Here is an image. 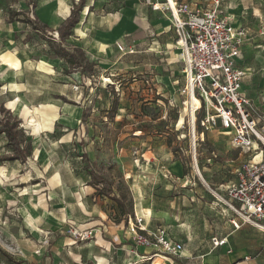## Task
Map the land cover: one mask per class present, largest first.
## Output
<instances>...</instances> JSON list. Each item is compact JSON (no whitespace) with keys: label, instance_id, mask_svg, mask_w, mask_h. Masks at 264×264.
<instances>
[{"label":"crops","instance_id":"1","mask_svg":"<svg viewBox=\"0 0 264 264\" xmlns=\"http://www.w3.org/2000/svg\"><path fill=\"white\" fill-rule=\"evenodd\" d=\"M2 1L4 6L0 7V48L4 49L5 55L3 57V52L1 56L3 58H0V72L5 70L4 75L8 73L12 75L13 71L20 87L19 90L6 91L8 101L17 96L20 97L14 110L21 113L26 125L32 128V124L37 120L45 125L41 131L32 128L35 133H30L28 136L32 141V154L25 162L8 160L15 163V169L11 176L8 175V180L16 181V183L24 182L23 187L30 191L27 194L19 193L30 196L24 197L23 203L17 207V210L23 218L25 217L23 230H30L36 237V242L41 241L40 252L37 255L38 262L40 264H150L149 258L157 250L154 247L135 246L130 238L128 222L125 223L119 214L115 215L113 201L99 193L103 184L91 181L90 175L84 169V162L81 161V154L86 151L90 165L95 169V150L92 144L86 142L87 139L92 141L90 135L93 134H88L87 138L83 136L86 145H80L78 141H81V138L75 135L79 132V129L78 131L75 129L81 121L82 106L80 104L83 103L78 100L82 92L73 90V85H80L82 78H85L84 75L77 68H73L68 73V65L63 58L54 55L45 47L48 45L45 39L48 36L44 34L43 38L41 36L39 38L38 34L30 32L35 30L30 22L31 16L38 23V19L46 23L52 32L57 31L78 1L73 4V0H63L64 4H62L61 0H32L31 10L27 0L19 1L23 5L21 7H13L10 0ZM180 1L189 3L196 1L212 6L209 0ZM250 1L221 0L219 8L221 13L231 18L233 26L240 29L243 28L244 19L248 15ZM64 6H68L67 13L64 12ZM11 12H19L13 20L9 19ZM171 30L174 28L171 26L169 14L161 9H152L145 0H85L80 11L79 22L72 29L66 42L70 46L83 48L88 60L96 63L93 75L88 76L94 80L100 76L99 74H113L116 70L121 72V64L130 57H139L140 54L156 55L159 41L163 42L164 37ZM26 36L27 39H25ZM36 39L41 42L38 48L33 47L30 52L23 51L25 43L34 46ZM117 43L126 50L134 48V52L133 50L119 52ZM168 44L169 42L162 43L164 46ZM20 50L22 52H19ZM33 52L37 53V59L34 62L31 60ZM5 58L6 61H4ZM237 64L245 71L241 89L253 102L249 96L251 81L248 80L249 73L245 70L250 68L242 63L240 55ZM176 67L177 64L174 62L161 68L152 64L150 71L145 73L138 71L137 74H151V81H156L163 90L167 89L171 93L170 97L174 93L179 97L178 88L182 82L179 86L176 84L174 86L173 83L178 81L172 82L171 76L175 71H179L182 76V63L180 69L178 67L177 70ZM28 76L33 80H30ZM0 82L1 88L8 83L1 77ZM30 94H35L37 97H30ZM85 94L86 92L81 98L85 97ZM34 104H41L39 111L42 113L39 117L35 114V109L31 107ZM49 104L52 105L51 109L48 108ZM5 107L9 108V106ZM25 111L27 115H23ZM98 113L99 111L93 115ZM258 126H264L260 118ZM55 128L59 131L72 128L73 133L54 137L52 132ZM42 133L45 137H42ZM141 133L136 131L132 135L140 137ZM0 138L4 143L3 148L11 153L5 145L4 136L0 135ZM51 142L54 145L52 148ZM64 143L69 144V149L72 151V155H69L71 159H64ZM144 144V142L140 146L132 144L127 153L124 146H119L114 158V162L118 159L122 162L123 157L130 159L132 167L122 169L124 179L138 189L140 185L138 194H133V214L143 216V223L147 230L158 226L163 227L169 238L181 242L184 246L178 254L157 255L153 264H264V233L249 224L234 228L230 223L231 213L225 209L224 205L216 204V199L210 191V188L214 189L222 197H226V186L236 180L235 168L241 161L239 155L224 160V168L228 167L234 173L232 179L220 182L215 187L207 184L208 190L214 197L209 206L221 216V222L205 226L199 234L193 231L184 233L183 223L177 225L180 227L179 231L173 229V222H176L178 216L169 208L168 205L171 202L161 196L165 194L160 190H154V186L166 182L167 189L171 190L175 189V184H178L193 193H198L202 186L196 187V182L191 181L190 173H184L180 161L175 160L179 163V173L171 169L172 163L175 162L172 152L156 157L149 147L143 148ZM135 147L140 150L144 158L150 159L151 162L136 167L132 157V149ZM212 161H206V163L211 164ZM3 169L5 167L1 168V172ZM202 169L205 171L206 167ZM165 170L172 174L171 178L164 177ZM150 192L151 195L146 196ZM139 193H142L145 198ZM187 197L190 201L194 200L190 194H187ZM141 199L150 201V211ZM204 203L208 205L207 202ZM23 206H25V215L20 211V207ZM183 216H186L184 212ZM72 227L81 230L92 228L93 236L86 240L76 239L70 233ZM185 229L188 230V228ZM212 237L225 238L226 241L214 247L211 242Z\"/></svg>","mask_w":264,"mask_h":264},{"label":"rangeland","instance_id":"2","mask_svg":"<svg viewBox=\"0 0 264 264\" xmlns=\"http://www.w3.org/2000/svg\"><path fill=\"white\" fill-rule=\"evenodd\" d=\"M19 1L21 0H10V3L13 7L23 6ZM76 1L78 0H73L72 3L74 4ZM3 6V1L0 0V7ZM248 6L249 12L243 24L244 33L240 37V60L244 65L250 68L245 69L247 73H249L248 80L251 81L249 82L251 84L249 96L253 101L252 105L255 110V115L260 118V122L263 124L264 0H251ZM38 21L40 26L47 29L48 32H52L46 23L39 19ZM47 30L45 33L37 30H32L30 32L38 34L37 36H39V38L40 36L43 38L44 34L49 35ZM27 36L25 39H27ZM178 39L179 37L175 29L169 31L164 37L163 42L159 41L160 45L156 47V55L140 54L139 57H130L121 64V72L116 70L113 74H99L100 76L96 77L94 80L93 78H88L87 74H83L85 78H82L80 85L76 84L78 86L77 88H73V90L82 92L79 94L78 100L83 103L80 104L82 106L81 121L75 129L76 131L79 129V132L75 135L81 138V141H78L80 145H86L83 136L87 138L86 136H88V134H93L90 135L92 141L87 139L86 142L92 144L95 150V170L103 174L107 179L112 180L115 186H119L126 192L132 203L133 194H138L137 190L140 189V185L138 189L134 184L124 179L122 169L132 167L129 158L123 157L121 159L122 162H119V159H116L117 161L114 162L119 146H124L125 153H127V150L132 144L140 146V144L144 142L143 148L146 149L149 147L156 157L166 152H172L174 161H180L184 173L189 172L191 181L196 182V187L202 186V188L199 189L198 193H193L175 184V189L169 190L165 182V184L159 186L155 185L154 190L163 192L165 195L161 196H164V198H167L171 202L168 206L171 211L178 216L176 222H173L174 230L179 231L180 227L177 225L183 223L184 233L193 231L199 234L201 230H204L205 226L208 227L222 220L221 216L217 215L215 209L209 206V203L214 197L208 190L207 184L210 187H215L220 182L232 179L234 173L231 172L232 169H228V167L224 168V160L230 157L235 158L238 155L240 157L239 160H244L247 159V153L240 151V149L238 150V148L232 145L230 136L224 129L219 126H209L204 131V141L200 140V137H198V141L196 142V166L191 148V130L186 117H183L179 104V97L176 93L172 94L173 96L170 97L169 95L171 93L168 92L167 89L163 90L159 86L160 84H156V81H151V74H137L138 71H143L144 73L145 71H150L152 64L161 68L167 67L171 62H174L177 64L176 69L178 70V67L180 69L182 52L176 44ZM166 42H169V44L165 46L162 45V43ZM34 43V46H31L30 43H25L23 51L26 50V52H30L31 48H38L41 42L36 39ZM47 46L48 45L45 47L50 50ZM131 49L133 50L132 52H134V48ZM118 51L128 52L130 49H124V51L118 49ZM3 52L4 49L0 48V54ZM19 52L22 51L20 50ZM4 55L5 52L3 57ZM1 56L0 58H3ZM36 59L37 53L32 54V62ZM4 61H6V58ZM146 63L148 65H144ZM4 71H2V73L0 72V77L7 80L8 83L4 84L1 88L0 102H3L5 106H9V108L12 109L11 111L20 118L22 122L20 127L26 137H28L30 133H35L32 128L36 131H41L38 125L41 121L37 120L32 124L33 127L31 128L24 123L21 113L18 110H14L16 104L20 101L19 96L8 101L9 98L6 91L19 90L20 87L15 80L14 72L12 71V75H9V73L4 75ZM172 71L173 70H171V72ZM28 77L30 80H33L30 76ZM103 78H107L110 81H105ZM146 78L147 80H145ZM171 80L172 82L177 80L178 83H173V85L175 86L176 84L179 86L182 82L180 72H172ZM116 81L121 82L122 85L117 87ZM13 83L18 85L16 89L10 87ZM74 86L75 85H73V87ZM156 91H158V93H156ZM84 92H86V94L83 99L81 97ZM29 96L33 98L37 97L35 94H30ZM170 100H172L171 104ZM40 105L41 104L30 105L35 109V114L38 117L40 115ZM48 108L51 109L52 105L49 104ZM98 111V114L93 115V113ZM23 115H27V111L23 112ZM157 129H161V132H158ZM200 129H202V127L197 128L198 131ZM71 131L72 128L62 131L55 128L52 135L54 137H56V135H64V133L71 135L73 133ZM136 131L142 132L140 137L132 135ZM42 137H45L43 133ZM134 138L139 139L136 140ZM71 140L73 141V138ZM3 144L0 138V156L11 155L10 152L3 148ZM50 145L51 148L54 146L52 142ZM212 150L216 151L219 157L212 161L211 164H207L206 158ZM64 151V159H71L69 155H72V151L69 149L68 143H64ZM14 166L15 163L9 162L8 160L0 163V264H40V262H38L39 257L37 256L40 250L37 253L36 250L40 249L39 245L41 241L37 239L38 241L36 242V237L30 230H23L24 227L22 226L25 217L23 218L17 210V207L21 206V203H23L24 197L30 196L20 194H27L30 191L23 187V185H25L24 182L16 183V181L11 182L8 180V175L11 176L13 169H15ZM2 167H5V169L1 172ZM35 167L36 166H34V168ZM202 167H206V169H204L205 171H203ZM171 169L179 173V163L177 161L173 162ZM35 188H37V186H35ZM139 194L144 197L142 193ZM149 194L151 195V192L147 193L146 196H149ZM187 194H190L194 200L190 201ZM154 195H156L155 192ZM145 200L141 199L146 205L147 210L150 211V201L147 200V202H149L147 203ZM204 202H207L208 205ZM24 207L25 206L20 207L22 214L25 212ZM183 212L186 216H183ZM185 228H188V230ZM5 254L9 256V259Z\"/></svg>","mask_w":264,"mask_h":264},{"label":"built area","instance_id":"3","mask_svg":"<svg viewBox=\"0 0 264 264\" xmlns=\"http://www.w3.org/2000/svg\"><path fill=\"white\" fill-rule=\"evenodd\" d=\"M145 1L152 9H161L169 14L171 26L179 37L177 42H180L182 50L179 104L190 126L195 165L198 137L203 140L204 131L209 126L224 129L232 145L247 153V159L241 160L235 168L236 180L226 186V197L214 189L210 188V191L216 204L224 205L231 213L230 223L234 228L249 224L264 233V126H258L259 118L255 115L252 102L241 89L245 71L238 66L237 59L241 53L240 37L244 29L235 28L231 18L221 13V0H209L212 6L196 1ZM52 34L58 39L57 31ZM117 48L124 51L118 43ZM121 85L116 81L117 87ZM195 100H198V105ZM198 127L202 129L198 131ZM217 156L212 150L206 161L210 162ZM132 157L136 167L151 162L136 147L132 149ZM163 175L166 178L172 176L168 170ZM128 230L135 246L157 250L149 258L150 264L157 255H175L184 247L181 242L169 238L163 227L147 230L142 215H128ZM70 233L76 239L86 240L93 236V229L72 227ZM225 241V238H211L214 247Z\"/></svg>","mask_w":264,"mask_h":264},{"label":"trees","instance_id":"4","mask_svg":"<svg viewBox=\"0 0 264 264\" xmlns=\"http://www.w3.org/2000/svg\"><path fill=\"white\" fill-rule=\"evenodd\" d=\"M29 8L33 7L32 0H27ZM85 4V0H78L70 11L69 16L64 22L57 28L58 39H55L52 32H49L48 37L45 38L49 45L50 51L63 58L67 63V72H71L73 68H77L82 74L88 76L93 75L94 67L96 63L88 60L85 51L79 46H70L66 39L71 35L72 29L79 22L80 11ZM19 12L9 13V19L13 20L15 15ZM30 16V14H29ZM32 28L42 33H45L44 29L34 17H30ZM0 82V88H1ZM21 120L14 114L9 108H6L3 102H0V135L5 138V145L11 151V155L0 156V161L4 160H20L25 162L32 154V141L24 135L22 128L20 127ZM162 123V121H161ZM161 132V129H157ZM82 161L84 162V169L91 177V181L95 183H102L103 187L99 190V193L110 198L116 209L115 215H120L125 223L128 222V215L133 214V203L119 186H115L112 180L107 179L103 174L97 172L91 165L86 151L81 154ZM116 217V216H115ZM4 253V252H3ZM9 259V256L5 254Z\"/></svg>","mask_w":264,"mask_h":264},{"label":"bare ground","instance_id":"5","mask_svg":"<svg viewBox=\"0 0 264 264\" xmlns=\"http://www.w3.org/2000/svg\"><path fill=\"white\" fill-rule=\"evenodd\" d=\"M63 2V0H61V2L60 3H62ZM62 4H64V3H62ZM64 12L65 13H67L68 12V6H64ZM63 16H64V14H63ZM178 46H179V44H180V42H177L176 43ZM179 48L181 49V47L179 46ZM181 52H182V50H181ZM3 54V53H2ZM2 54H0V56L2 55ZM7 54V53H6ZM8 55V54H7ZM15 62V61H14ZM7 64V63H6ZM13 66V65H12ZM1 68V67H0ZM1 70V69H0ZM105 81H110V80H108L107 78H103ZM12 89H16L17 87H18V85L16 84V83H13L11 86H10ZM195 103L198 105L199 104V102H198V100H195ZM40 113H41V111H40ZM209 119L211 118V117H208ZM181 121V120H180ZM45 127V125H43L42 123H40L39 124V129L40 130H42L43 128ZM195 168H196V166H195ZM201 177V176H200ZM205 182V181H204ZM141 202H143V201H141ZM157 262V261H156ZM154 263V262H153ZM156 264V263H155ZM157 264H160V263H157Z\"/></svg>","mask_w":264,"mask_h":264}]
</instances>
